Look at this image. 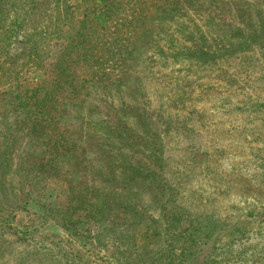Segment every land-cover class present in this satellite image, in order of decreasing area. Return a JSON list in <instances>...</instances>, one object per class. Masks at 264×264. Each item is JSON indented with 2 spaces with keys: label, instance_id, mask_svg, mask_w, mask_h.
Wrapping results in <instances>:
<instances>
[{
  "label": "rangeland",
  "instance_id": "obj_1",
  "mask_svg": "<svg viewBox=\"0 0 264 264\" xmlns=\"http://www.w3.org/2000/svg\"><path fill=\"white\" fill-rule=\"evenodd\" d=\"M0 264H264V0H0Z\"/></svg>",
  "mask_w": 264,
  "mask_h": 264
}]
</instances>
